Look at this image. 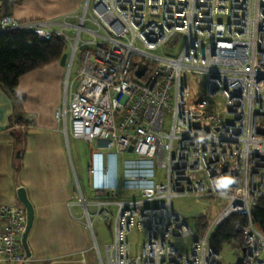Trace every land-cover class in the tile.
I'll list each match as a JSON object with an SVG mask.
<instances>
[{
    "label": "built area",
    "instance_id": "1",
    "mask_svg": "<svg viewBox=\"0 0 264 264\" xmlns=\"http://www.w3.org/2000/svg\"><path fill=\"white\" fill-rule=\"evenodd\" d=\"M72 16L3 14L0 32L33 33L41 41L58 34L69 42L67 73L74 60L78 66L54 112L66 138L108 152L115 163L130 145L140 158L125 179L127 189L138 185L133 199H117L105 166L88 165L89 174L101 175L99 184L90 183L89 199L74 173L98 264H225L211 235L234 215L247 221L237 228L242 246L233 264H264V234L251 219L264 196V0H89L76 25L67 22ZM67 28H76L74 36ZM177 35L181 50L167 54ZM133 64L144 67L140 78ZM156 166L162 181L155 180ZM180 197L206 204L196 217L203 218L202 233L172 207ZM216 202L222 204L213 210ZM94 219L112 228L104 257ZM26 220L24 207L0 206V264L29 258ZM135 223L145 240L133 254L128 235ZM184 238L191 239L188 250Z\"/></svg>",
    "mask_w": 264,
    "mask_h": 264
},
{
    "label": "crops",
    "instance_id": "2",
    "mask_svg": "<svg viewBox=\"0 0 264 264\" xmlns=\"http://www.w3.org/2000/svg\"><path fill=\"white\" fill-rule=\"evenodd\" d=\"M26 12L10 5L9 12L3 14L18 20H61L55 15L42 17ZM65 83L66 63L62 66L53 62L22 75L16 89L18 95L25 96L20 109L0 87V206L23 207L17 196V190L23 188L33 208L26 239L29 258L22 263L2 264H98L92 233L75 199V170L68 138L54 117L66 94ZM18 120L28 123L22 127ZM88 156V165L107 167L110 182H117L119 187L117 164L112 156L91 148ZM88 176V189L90 183L101 182L100 174L88 172ZM129 186L138 189L135 182Z\"/></svg>",
    "mask_w": 264,
    "mask_h": 264
},
{
    "label": "rangeland",
    "instance_id": "3",
    "mask_svg": "<svg viewBox=\"0 0 264 264\" xmlns=\"http://www.w3.org/2000/svg\"><path fill=\"white\" fill-rule=\"evenodd\" d=\"M23 1V5L21 3ZM89 0H0V16L3 13L9 12L10 5H14L15 8L19 11H23L24 9L27 11L26 13H30L31 15H38L42 17H46L49 15H55L59 18L62 17L64 14L75 15V18H68L69 23L76 25L78 23V16H80L87 7V3ZM72 16V17H73ZM218 19H224L223 16H218ZM89 23H86L85 26H88ZM76 32V28H67L66 33L70 36H74ZM82 37L85 38L87 35L82 33ZM173 45V47H172ZM183 45V36L177 35L175 36L167 45L165 50H168L167 54L176 55ZM67 54L68 57L71 54L70 44L68 42L67 47ZM68 57L66 61V79L67 78H74L75 71L77 69V60L73 61L71 66L70 72L67 73V63ZM68 90V88H67ZM20 125L24 127L27 120H18ZM170 123V119L168 117L165 118L164 128L167 129ZM68 145H69V154L71 156L72 152V161L74 165V173L76 172V176L78 177V181L80 182L81 189L86 196V198H93V192H91L89 187V176H88V161H89V150L90 145L80 139H74L73 137H68ZM71 150V152H70ZM139 156L132 151H128L124 154H119V158L117 159V179L119 184V195L117 199H133L139 197V190L135 189L131 191L127 189V185L125 184V179L129 177L128 169H131V163L139 160ZM154 173L156 175V181H162L164 170L160 167H154ZM74 183V181H73ZM172 207L177 209L183 213H191L195 211H199L206 204L203 201L196 202L192 197H180V198H173L171 201ZM222 203L216 202L213 210L216 207H220ZM90 213L93 212L94 208L92 206L88 207ZM188 223L191 225L194 223V218H188ZM92 230L94 235L96 236V241L102 256L104 257V248L105 245L110 243L112 240V228L109 222H105L103 220L94 219L92 222ZM145 240V235L141 232L138 228V225L135 223L128 235V241L130 243L132 253H136L139 249V244L143 243ZM186 246L184 250H188L190 246L191 239L184 238L182 240ZM220 252L223 257V262L225 264H233L240 256V248H238L235 242L230 241L228 243L223 244L220 249Z\"/></svg>",
    "mask_w": 264,
    "mask_h": 264
},
{
    "label": "trees",
    "instance_id": "4",
    "mask_svg": "<svg viewBox=\"0 0 264 264\" xmlns=\"http://www.w3.org/2000/svg\"><path fill=\"white\" fill-rule=\"evenodd\" d=\"M67 41L58 34H53L49 40L41 41L33 33L19 31L0 32V87L12 98L16 108H21L25 96L18 95L19 78L35 69L50 63L59 62L67 53ZM137 64H133L134 72ZM130 174V169H128ZM251 219L254 225L264 234V196L251 208ZM247 219L241 215L227 218L211 235L212 243L219 250L223 244L235 242L238 248L242 246V237L237 230ZM197 231L202 233L203 218H194Z\"/></svg>",
    "mask_w": 264,
    "mask_h": 264
},
{
    "label": "water",
    "instance_id": "5",
    "mask_svg": "<svg viewBox=\"0 0 264 264\" xmlns=\"http://www.w3.org/2000/svg\"><path fill=\"white\" fill-rule=\"evenodd\" d=\"M67 56L68 54L65 53L63 54L62 58L60 59V64L62 66H65V63H66V60H67ZM144 72V67L142 65H138V67L136 68V70L134 71V74L136 77L140 78L142 76ZM132 146L133 145H130L128 150L129 151H132ZM19 154L17 153V156ZM17 196H18V199L20 200L22 206L24 207L25 211H26V216H27V220H26V228H25V231L24 233L22 234V245H23V248H24V251L26 253V256L29 257L30 256V252H29V249H28V245H27V235H28V232L31 228V225H32V221H33V208H32V205L31 203L29 202V200L27 199L26 197V194H25V191L23 188H19L17 190ZM201 214V211H195V212H191V213H184V217L185 218H196L198 216H200Z\"/></svg>",
    "mask_w": 264,
    "mask_h": 264
}]
</instances>
